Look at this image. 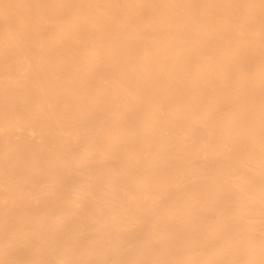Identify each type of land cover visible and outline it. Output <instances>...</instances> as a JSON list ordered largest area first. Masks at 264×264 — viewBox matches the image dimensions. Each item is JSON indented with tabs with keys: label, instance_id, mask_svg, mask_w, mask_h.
<instances>
[{
	"label": "bare ground",
	"instance_id": "1",
	"mask_svg": "<svg viewBox=\"0 0 264 264\" xmlns=\"http://www.w3.org/2000/svg\"><path fill=\"white\" fill-rule=\"evenodd\" d=\"M0 264H264V0H0Z\"/></svg>",
	"mask_w": 264,
	"mask_h": 264
}]
</instances>
